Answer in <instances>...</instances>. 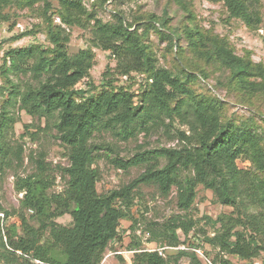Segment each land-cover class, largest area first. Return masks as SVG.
Masks as SVG:
<instances>
[{
  "label": "trees",
  "instance_id": "16d2710c",
  "mask_svg": "<svg viewBox=\"0 0 264 264\" xmlns=\"http://www.w3.org/2000/svg\"><path fill=\"white\" fill-rule=\"evenodd\" d=\"M39 1L0 0V15L9 4L27 7ZM58 1L59 9L52 12L47 2L43 11L52 46L31 45L8 51L2 73L7 75L23 60H33L30 70L38 84L21 93V108L30 115L55 119L58 137L69 150V165L59 166L67 185L62 192L50 191L56 176L47 171L45 158L39 160L38 171L17 178L15 188L24 192L19 224L8 222L11 213L0 201V264H100L110 243L122 239L121 220L129 216L134 190L142 184L156 185L162 195H168L175 186L177 205L184 211L191 209L197 187L203 185L213 191L219 203L233 206L237 212L215 221L204 217L207 223H219L220 227L212 236L190 240L185 248H180L186 241L182 242L179 230L187 237L197 222L180 214L170 217L160 231L151 229L148 239L170 248L160 254L146 250L140 241L133 243V264H205L197 250H203L206 243L219 250L212 258L204 252L210 264H234L225 257L229 254L242 260L258 258L264 251V136L253 124L239 123L226 115L225 100L197 93L192 86L195 74L184 68L176 72L157 67L141 26H134L119 14L115 21L104 22L87 10L83 0ZM214 1H223L230 17L242 19L250 28L259 29L262 24L259 0ZM85 21L92 25V45L70 54L66 27ZM32 34L27 31L14 40ZM186 36L198 56L230 71L229 83L235 88L250 96L264 93L263 63L236 54L223 38L200 34L196 28L188 29ZM94 47L111 51L118 63L104 74L110 77L100 88L89 82L84 89L78 84L90 79ZM116 74L130 80L140 74L145 81L135 92L116 84ZM14 87L11 95L19 92ZM11 118L5 106L0 108V156L6 154L1 140ZM177 120L189 131L177 129L182 146H163L128 159L115 157L112 162L120 169L143 163L147 168L122 188L98 192L100 171L93 166L96 152L109 147L90 143L95 131L111 130L128 139L138 128L173 126ZM159 158L166 160L162 167L151 162ZM240 158L250 160L252 167L240 168ZM65 214L72 217L70 225L56 221ZM167 250L174 251L165 255Z\"/></svg>",
  "mask_w": 264,
  "mask_h": 264
},
{
  "label": "rangeland",
  "instance_id": "374dc122",
  "mask_svg": "<svg viewBox=\"0 0 264 264\" xmlns=\"http://www.w3.org/2000/svg\"><path fill=\"white\" fill-rule=\"evenodd\" d=\"M47 2L51 3L52 12L59 9L58 0H40L33 6L27 7H21L16 3L9 4L0 15V108L5 106L12 117L1 140L6 154L1 153L0 156V201L11 213L8 220L11 223H20L18 213L21 210V199L24 195V192H19L15 188L17 178L38 171L40 159L45 158L47 171L51 177L56 176L55 184L50 191L62 192L67 185L59 166L69 165L67 156L69 150L58 137L55 119L30 115L21 108V93L29 85L38 84V80L30 70L33 60H23L7 75L2 73V67L6 66L5 60H8V51L31 45H41L45 48L52 46L46 35L48 24L43 15ZM83 5L104 22L115 21V15L119 14L128 22H132L134 26H141L140 31L145 35L157 59V67H168L176 72L184 68L187 72L195 74L197 79L192 86L197 93L217 95L225 100L226 115L237 119L239 123L247 121L253 124L264 136V93L250 96L245 91L235 88L229 83L230 71L216 61L209 63L198 56L190 44L192 40L186 36L188 29L196 28L200 34L223 38L236 54L248 55L254 62L264 64V0H259L258 3L262 16L259 29L248 27L240 18L230 17L223 1L83 0ZM55 22L60 23V20L55 17ZM27 31H32L33 34L14 40L15 37ZM66 32L70 36L68 46L70 54L92 45L93 32L89 21H85L83 25L66 27ZM199 45L200 43L196 44L198 46L196 48H199ZM93 50L96 57L90 71V79H84L78 84L84 89L89 87V82H93L100 88V85L108 81L106 79L110 77L104 74L109 68L115 69L118 63L111 51L95 47ZM9 66L8 61L7 67ZM114 77H116V84L124 85L135 92L140 91V83L142 80L145 81V77L140 74H136L132 80L119 74ZM12 85L19 91L16 95L10 93L13 89ZM177 129L186 130L189 134L187 125L181 124L179 120L173 126L161 125L149 130L138 128L135 135L128 139H123L111 130L95 131L90 143L109 147L96 152V161L93 166L100 171L98 192L108 193L122 188L147 168V163H143L128 170L120 169L112 162L115 157L128 159L139 152L163 146L180 147L182 142ZM151 162L158 163L162 167L166 160L159 158L158 161L151 160ZM238 165L240 168H251L252 162L240 158ZM177 202L178 191L175 186L168 195H162L154 184L138 186L134 190L129 216L121 220L122 239L110 243L100 264H133L134 251L130 250L131 244L139 241L146 249L159 247V242L148 240L152 236L151 229L160 231L170 217L180 214L197 222V226L187 237L179 230L182 242L186 241L180 245L183 248L188 246L187 243L190 240H202L207 235H214L220 227L219 223H207L204 217H210L215 221L224 214L237 212L233 206L219 203L213 191L204 188L203 185L197 187V196L190 210H181ZM30 213V211L27 212L28 215ZM1 215L4 216V214ZM56 221L70 225L72 217L70 214H65L58 217ZM31 223L37 225L33 220ZM148 232L149 235H147ZM194 235L198 237L195 238ZM203 248L199 255L205 264H210L204 252H208L209 257L212 258L219 250L207 243ZM173 251L167 250L164 254L170 255ZM225 257L232 260L234 264H263L264 251L258 258L251 260L238 259L230 254Z\"/></svg>",
  "mask_w": 264,
  "mask_h": 264
},
{
  "label": "built area",
  "instance_id": "2783aa9c",
  "mask_svg": "<svg viewBox=\"0 0 264 264\" xmlns=\"http://www.w3.org/2000/svg\"><path fill=\"white\" fill-rule=\"evenodd\" d=\"M58 20H60L59 18H58ZM150 233L148 232L147 233V235H149ZM167 248H170V247H156L155 249H146V250H150V251H153V250H158L159 251V253L160 254H163V251L165 250V249H167ZM181 248V247H180ZM183 248H185V247H183ZM198 251V253L199 252H201V250H197Z\"/></svg>",
  "mask_w": 264,
  "mask_h": 264
}]
</instances>
